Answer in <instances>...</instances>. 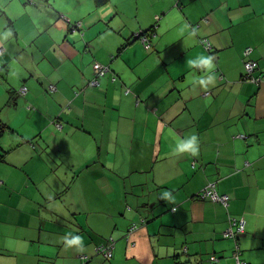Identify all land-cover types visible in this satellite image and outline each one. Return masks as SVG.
<instances>
[{"label":"crops","instance_id":"0c3cea01","mask_svg":"<svg viewBox=\"0 0 264 264\" xmlns=\"http://www.w3.org/2000/svg\"><path fill=\"white\" fill-rule=\"evenodd\" d=\"M33 1L0 0V264H264V0ZM192 135L198 156L177 153ZM210 182L226 207L194 196ZM230 216L244 230L222 238Z\"/></svg>","mask_w":264,"mask_h":264},{"label":"trees","instance_id":"16d2710c","mask_svg":"<svg viewBox=\"0 0 264 264\" xmlns=\"http://www.w3.org/2000/svg\"><path fill=\"white\" fill-rule=\"evenodd\" d=\"M27 1H28L29 3H35V1H33V0H27ZM93 1H94V5H95V7H97V8H98V7H101V6H103V5H105L106 3L109 2V0H93ZM61 17H64V15H63V16L61 15ZM157 18H158V16L156 17V19H157ZM203 18H205V17H203ZM203 18H201V21L205 22V21L203 20ZM67 22H68V21H67ZM68 25H69V28H70L72 31H76V30H79V29H80V28L78 27V25H77L75 22H71L70 24L68 23ZM197 25H199V24H195V25H194V28H195ZM155 26H156V23H153V24L150 25L148 28L143 29L142 31H138L137 33H136V32H133V33L131 34V36L125 40V43H124L123 45H121L120 50L123 49L126 45H128V44H129L130 42H132V41H138V42H140V43L143 45V47L147 50L148 47L151 46V44H150V43H151V42H150V35H153V34L155 33ZM202 39H203V38L199 39V42H201L200 40H202ZM206 40H207L208 44L210 45L209 48H206V47H205V44H206V43L201 42V44L205 47V48H203L205 51H210V49H211V44H210V42H209V40H208L207 38H206ZM146 46H147V47H146ZM245 49H247V48H244V49H243V52H242L243 56H245V54H244V50H245ZM94 62H96V61H94ZM256 67H257V66H256ZM254 71H255V69H254ZM254 71H253V72H254ZM106 74H107V72H106L103 76H105ZM103 76H101V77H103ZM112 76H113V77H112L113 79H111V80L113 81V80L115 79V76H114V74H113ZM101 77H99V79H100ZM260 77H261V76H260ZM89 81H90V80H89ZM47 89H48V91L51 92V90L49 89L48 86H47ZM127 91H128V90H127ZM7 93H8V98H9L10 96L13 95L12 92H10L9 90L7 91ZM25 93H26V92H25ZM17 94H18V95H21V94H19L18 90H17ZM23 95H25V94H23ZM12 99H14V100H8V101L15 102V98L12 97ZM32 108H33V106L29 104V109H32ZM55 121H56V120H53V122H55ZM60 122H61V121H60ZM54 125H55V124H54ZM55 126H56V125H55ZM6 128H7L8 131H11V130H9V128H8L7 125H5L4 123H1V122H0V133L3 132L4 130H6ZM2 184H3V180H2V183L0 184V186H2ZM207 184H208V183H207ZM207 184H206V185H207ZM206 185H205V186H206ZM205 186H203V187H202L201 189H199L196 193H194V196L197 197V198H199V199H209V200H211L213 203H219V204H221V205L224 206V207H226V206L228 205V200H229V198H230L229 195H228V198H227V201H226V203H227L226 205H224V204H222V203H220V202L213 201L210 197H201V196L199 195V193L201 192V190H202ZM127 207H129V206H127ZM171 210L174 211V210H175V207L171 208ZM233 218H236L237 220L239 219V218L234 217V216H230V217L228 218V225H227V227H226L224 230H222V231L220 232V235H221L222 238L235 237L236 235H238L239 233H241V232L244 230V228H243V230H242L241 232H238V233L235 232V228H236V226H235V225H232ZM142 221H143V219H142ZM135 228H136V225H135L134 223L131 224V225L129 226V228L127 229V231H126V236H127V234H130V232H132ZM228 228H232V229H233V231H232V234H233V235H231V236H225V235H224V232H225ZM109 244H111V246H110L111 252H110V254L105 255V254L102 253L100 250H102L103 247H106V246L109 245ZM114 246H115V239H114L112 236H109L108 238H106V239H104V240H100L99 242H97V244H96V248H95V251H96V253L102 255L104 258L107 259V258L112 257V255H113V250H114ZM234 252H235V249H234ZM80 258L84 261V260L86 259V256H84V255H80ZM233 259H234L235 264H238V263H241V262H243L244 264H248L247 262H245V261L241 258V253L238 254L237 257H233ZM209 260H210V261H217L218 258H216L215 256H210V257H209Z\"/></svg>","mask_w":264,"mask_h":264},{"label":"built area","instance_id":"2783aa9c","mask_svg":"<svg viewBox=\"0 0 264 264\" xmlns=\"http://www.w3.org/2000/svg\"><path fill=\"white\" fill-rule=\"evenodd\" d=\"M157 17V16H156ZM203 20L205 22H207V18H203ZM205 40V41H204ZM201 42H204L206 43L205 44V47L206 48H209L210 45L208 44L207 40L206 39H202ZM250 48H247L244 50V54H248ZM3 53V47L0 46V55ZM244 74L242 75V79L244 81H249V82H252V83H255V84H258L262 81V77L260 76H255L253 71L254 69L256 68L257 66V62L255 60H252V59H247L244 61ZM108 66L106 65H103L99 62H93V77L90 79V81L88 82V85L94 87V86H97L98 83H99V77L103 76L106 72H108ZM113 79V78H112ZM49 89L51 91H54L55 90V86L53 84H49ZM19 94L23 95L25 94L26 92V87L25 86H21V88L19 89ZM54 124L56 126H59V123L56 121L54 122ZM240 137H244V135H239ZM2 183V180L0 179V184ZM199 195L201 197H210L213 201H216V202H220L224 205H226V201H227V198H228V194L226 193H218L215 188H214V183L213 182H210L208 183L202 190L201 192L199 193ZM232 225H235L236 228H235V232L238 233V232H241L244 228V220L243 218H239L238 220L236 218H233V221H232ZM232 231L233 229L232 228H228L225 232H224V235L225 236H231L233 235L232 234ZM110 246L111 244L107 245L106 247H103L102 250H100L102 253H104L105 255L107 254H110L111 252V249H110ZM239 254V249L237 247H235V252H234V257H237V255ZM238 264H244L243 262L241 263H238Z\"/></svg>","mask_w":264,"mask_h":264},{"label":"clouds","instance_id":"9594fccd","mask_svg":"<svg viewBox=\"0 0 264 264\" xmlns=\"http://www.w3.org/2000/svg\"><path fill=\"white\" fill-rule=\"evenodd\" d=\"M198 63L199 66L203 67L206 71H212L214 69V65L212 64V60L213 57L212 56H198ZM190 64L192 63H196L195 61H189ZM215 80V76L209 77L207 80L204 79H200V85L201 88L207 89V85L209 83H213ZM177 153L179 154H190L193 157L198 156L199 154V147L197 145L196 142V135H192L191 139L186 140V141H179L177 143ZM163 198L164 199H172V197L170 196V192L165 191L163 194ZM65 246L67 248H71V247H77V248H81L83 247V239L81 236H76L73 237L72 240L68 241L65 239L64 241Z\"/></svg>","mask_w":264,"mask_h":264},{"label":"rangeland","instance_id":"374dc122","mask_svg":"<svg viewBox=\"0 0 264 264\" xmlns=\"http://www.w3.org/2000/svg\"><path fill=\"white\" fill-rule=\"evenodd\" d=\"M198 26H196L195 27V29L197 28ZM191 28V27H190ZM192 30V29H191ZM201 38H203V39H206L207 37H201ZM201 41V40H200ZM205 41V40H204ZM200 45L202 46V48H205L202 44H201V42H200ZM240 135H243V134H240Z\"/></svg>","mask_w":264,"mask_h":264}]
</instances>
